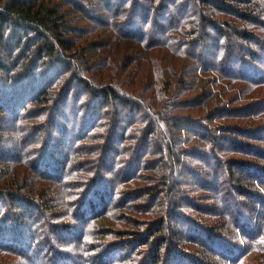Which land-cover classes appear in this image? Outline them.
Segmentation results:
<instances>
[{"label": "trees", "instance_id": "obj_1", "mask_svg": "<svg viewBox=\"0 0 264 264\" xmlns=\"http://www.w3.org/2000/svg\"><path fill=\"white\" fill-rule=\"evenodd\" d=\"M0 264H264V0H0Z\"/></svg>", "mask_w": 264, "mask_h": 264}, {"label": "rangeland", "instance_id": "obj_2", "mask_svg": "<svg viewBox=\"0 0 264 264\" xmlns=\"http://www.w3.org/2000/svg\"><path fill=\"white\" fill-rule=\"evenodd\" d=\"M91 9H92V8H91ZM92 11H93L92 14L95 15V13H94L95 10L92 9ZM176 62H180V59L177 60ZM174 66H175V65H174ZM10 127H11V125H8V126H6L5 129H4V131L6 132L7 136H8L9 134H11V132H12V131H11L12 129H9ZM8 132H9V133H8ZM196 190H198V187L196 188ZM194 194H196V193H192L193 196H195ZM189 195H191V194H189ZM61 207H62V206H61Z\"/></svg>", "mask_w": 264, "mask_h": 264}]
</instances>
